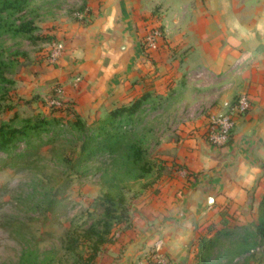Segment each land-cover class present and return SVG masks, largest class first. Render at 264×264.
<instances>
[{
    "label": "crops",
    "instance_id": "0c3cea01",
    "mask_svg": "<svg viewBox=\"0 0 264 264\" xmlns=\"http://www.w3.org/2000/svg\"><path fill=\"white\" fill-rule=\"evenodd\" d=\"M86 10L58 33L61 75L81 115L144 94L142 111L159 108L176 94V178L138 223L169 258H184L207 227L220 228L221 212L258 213L264 197V0H89ZM148 26L161 30L159 52L142 49ZM241 95L250 108L231 142L210 145L205 127Z\"/></svg>",
    "mask_w": 264,
    "mask_h": 264
},
{
    "label": "rangeland",
    "instance_id": "374dc122",
    "mask_svg": "<svg viewBox=\"0 0 264 264\" xmlns=\"http://www.w3.org/2000/svg\"><path fill=\"white\" fill-rule=\"evenodd\" d=\"M88 1L31 0L11 22L35 26L31 36L37 39L0 32V122L14 115L57 122L51 132L35 140L25 159L10 162L11 167H5L7 155L0 153V264H22L24 252L38 264H86L95 239L88 237V229L101 230L98 200L107 192L124 198L128 216L112 224L92 264H198V240L184 258H169L163 245L158 249L160 239L142 235L138 223L140 210L162 193L164 183L176 178V94L159 108H145L134 124L122 126L126 144L142 149L149 160L150 174L126 172L122 156H98L85 165H73L84 131H78L74 122L88 128L108 114L81 115L70 98L76 88L70 86L73 90L68 91L61 75L66 44L58 33L88 13ZM160 50L158 46L156 51ZM23 150L21 144L13 153ZM258 213L231 218L229 235L211 251L208 264H264V238L251 246ZM69 236L76 241L71 252L65 249Z\"/></svg>",
    "mask_w": 264,
    "mask_h": 264
},
{
    "label": "trees",
    "instance_id": "16d2710c",
    "mask_svg": "<svg viewBox=\"0 0 264 264\" xmlns=\"http://www.w3.org/2000/svg\"><path fill=\"white\" fill-rule=\"evenodd\" d=\"M30 2L31 0H0V32L37 39L31 36L35 26L30 23H22L17 26L11 22L13 17L21 15L27 10ZM87 14L85 13L80 21H83ZM2 65L3 63L0 61L1 80L3 79ZM148 98H150V94H144L129 105L118 106L110 110L105 119L94 122L88 128L81 126L78 121L74 122V127L78 131L82 129L84 131L80 151L73 165H76V167L85 165L98 156H108L110 158L122 156V165L126 172L136 173L140 177L150 174L152 171L151 165L144 156L143 150L133 144H126V132L122 129L124 124H134L135 117L142 112ZM56 125L55 119H19L17 115H14L7 122H0V153L6 154L8 161L4 164L5 167H11L10 162L12 161L25 159L34 147L35 140L40 139L43 134L51 132ZM230 142L231 138L226 145ZM21 144L24 145V150L13 153ZM263 205L264 197H262L259 204L258 221L252 234L254 238L251 244L252 247L257 246L259 240L264 238ZM98 209V225L101 230L98 231L92 226L88 229V237H94L95 239H90L91 243L89 255L85 261L86 264H92L96 259L99 248L107 242L106 237L110 234L112 224L128 216L124 198L120 195L114 196L110 192L104 193L98 200ZM231 218L227 213L221 212L220 228L217 229L214 225H211L207 227L206 234H212V237L205 238L202 236L198 238L196 253L198 264H208L211 251L218 246V242L222 237L229 235L228 225L231 224ZM75 246L76 241L69 236L66 242V251H73ZM28 254V252L23 253L22 261L24 263L22 264H38L31 260Z\"/></svg>",
    "mask_w": 264,
    "mask_h": 264
},
{
    "label": "built area",
    "instance_id": "2783aa9c",
    "mask_svg": "<svg viewBox=\"0 0 264 264\" xmlns=\"http://www.w3.org/2000/svg\"><path fill=\"white\" fill-rule=\"evenodd\" d=\"M83 16L80 17V19ZM162 37L158 27L149 29L142 37L141 45L144 51L154 52L157 50L158 42ZM60 48L63 49L62 46ZM59 48V49H60ZM227 112L223 115L213 117L205 130L206 139L215 146H225L232 136L235 119L244 116L250 104L246 95H241L230 103L225 104Z\"/></svg>",
    "mask_w": 264,
    "mask_h": 264
},
{
    "label": "water",
    "instance_id": "95a60500",
    "mask_svg": "<svg viewBox=\"0 0 264 264\" xmlns=\"http://www.w3.org/2000/svg\"><path fill=\"white\" fill-rule=\"evenodd\" d=\"M209 203H211V200H209Z\"/></svg>",
    "mask_w": 264,
    "mask_h": 264
}]
</instances>
